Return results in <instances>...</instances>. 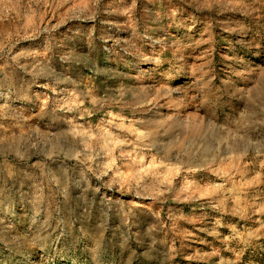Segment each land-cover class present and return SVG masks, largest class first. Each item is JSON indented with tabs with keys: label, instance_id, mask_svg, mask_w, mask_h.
<instances>
[{
	"label": "rangeland",
	"instance_id": "1",
	"mask_svg": "<svg viewBox=\"0 0 264 264\" xmlns=\"http://www.w3.org/2000/svg\"><path fill=\"white\" fill-rule=\"evenodd\" d=\"M0 264H264V0H0Z\"/></svg>",
	"mask_w": 264,
	"mask_h": 264
}]
</instances>
